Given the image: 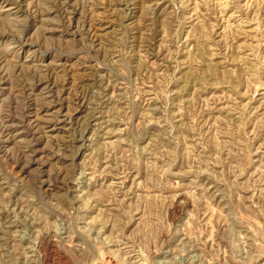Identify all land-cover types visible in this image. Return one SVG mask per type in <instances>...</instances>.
<instances>
[{
  "label": "rangeland",
  "instance_id": "obj_1",
  "mask_svg": "<svg viewBox=\"0 0 264 264\" xmlns=\"http://www.w3.org/2000/svg\"><path fill=\"white\" fill-rule=\"evenodd\" d=\"M0 264H264V0H0Z\"/></svg>",
  "mask_w": 264,
  "mask_h": 264
}]
</instances>
